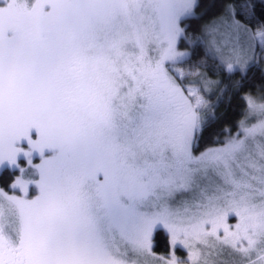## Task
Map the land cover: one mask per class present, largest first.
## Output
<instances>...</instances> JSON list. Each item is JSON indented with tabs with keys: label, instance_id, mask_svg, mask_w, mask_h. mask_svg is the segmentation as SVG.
I'll return each instance as SVG.
<instances>
[{
	"label": "snow or ice",
	"instance_id": "1",
	"mask_svg": "<svg viewBox=\"0 0 264 264\" xmlns=\"http://www.w3.org/2000/svg\"><path fill=\"white\" fill-rule=\"evenodd\" d=\"M198 7L0 0V164L27 138L39 174L0 187V264H264V97L199 150L224 92L201 69L264 72V0Z\"/></svg>",
	"mask_w": 264,
	"mask_h": 264
},
{
	"label": "trees",
	"instance_id": "2",
	"mask_svg": "<svg viewBox=\"0 0 264 264\" xmlns=\"http://www.w3.org/2000/svg\"><path fill=\"white\" fill-rule=\"evenodd\" d=\"M220 3L226 2V0H219ZM211 3V0H199V7L196 9L197 14L205 11L206 6ZM221 9H215L210 12L205 13L202 19H189L187 21L189 27L188 31L196 33L199 31V27L210 20L214 15H219ZM264 11V10H262ZM199 55L194 57V60L199 59L203 56V50H198ZM212 61H209V65ZM188 67V66H183ZM195 70V69H193ZM201 71H207L209 79L219 80L221 83L219 85H211L212 91L206 94V98L212 102L216 101V96L221 95L220 89H224L222 93V98L218 104L214 107L213 111L216 114L217 119L210 123L208 128L205 130L203 137L200 142V149L203 150L206 146H212V141L214 136H219L221 140L228 134L224 131L228 128L233 131L237 128V122L242 117L244 109L246 108V102L242 97L248 92H256L261 90L264 92V72L261 71L259 66L250 68L247 73L242 76L239 72L234 74H227L225 72L216 73L211 69H201ZM195 79V78H190ZM239 82V86L237 84ZM52 152V149L44 150L43 154H48ZM40 154V152L34 151ZM36 154V155H37ZM36 158L34 160L40 159ZM17 169L10 165H6L0 169V187L9 190V185L18 177ZM155 250L163 251L168 247L169 239L164 230H159L154 234Z\"/></svg>",
	"mask_w": 264,
	"mask_h": 264
},
{
	"label": "rangeland",
	"instance_id": "3",
	"mask_svg": "<svg viewBox=\"0 0 264 264\" xmlns=\"http://www.w3.org/2000/svg\"><path fill=\"white\" fill-rule=\"evenodd\" d=\"M262 65H264V62H262ZM206 94L207 93H205V95ZM246 94H251L254 97H256L257 99H260V98L264 97V92L261 91V90H257L256 92H248ZM236 129H234L233 131H230V132L234 134L236 132ZM30 136H31L32 139H36L38 137V132L36 131L35 128H33V129L30 130ZM18 146L20 148H22L24 151H27L29 149V147H30L29 144H28V142H27V138H22L18 142ZM45 150H49V148H46ZM24 151L20 152L18 154V156H17V163H18L19 166L10 165L7 161H5L3 164H0V169L3 168L6 165H10L13 168L17 169V172H18V175L19 176L23 175V178H25V179H32V180L38 179V176H39L38 170L35 169V168H33L32 166H30L28 164V158L24 155ZM34 151H37V150H33L32 151V163L33 164H39L43 158H48V157L54 155L55 152L58 151V149H52V152H49L48 154H46V153L43 154V156H40V159H37V160H34L35 159V156H36V153ZM21 168L24 169V173L23 174H21V171H20ZM15 191L19 194V189L18 188L15 189ZM37 191H38V188H37V186L34 183L33 184H29V195L30 196H34L37 193ZM168 239H169V236H168ZM185 257L186 256H184L183 258H185Z\"/></svg>",
	"mask_w": 264,
	"mask_h": 264
},
{
	"label": "flooded vegetation",
	"instance_id": "4",
	"mask_svg": "<svg viewBox=\"0 0 264 264\" xmlns=\"http://www.w3.org/2000/svg\"><path fill=\"white\" fill-rule=\"evenodd\" d=\"M48 152H50V151H48ZM37 154V153H36ZM39 154H37L36 155V158H39ZM165 233H166V231H164ZM155 234V233H154ZM167 234V233H166ZM168 235V234H167ZM155 238V237H154ZM153 246H155V241H153ZM154 250H155V248H154ZM171 250V248H170V243H168V247L165 249V250H163V251H156L158 254H164V253H166V252H168V251H170ZM176 254H177V256H179V257H181V258H183L184 256H186V251L184 250V249H182V248H177L176 249ZM186 258V257H185Z\"/></svg>",
	"mask_w": 264,
	"mask_h": 264
}]
</instances>
